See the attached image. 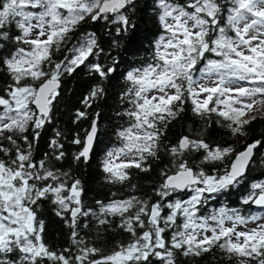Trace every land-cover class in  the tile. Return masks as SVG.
<instances>
[{"label":"snow or ice","instance_id":"obj_1","mask_svg":"<svg viewBox=\"0 0 264 264\" xmlns=\"http://www.w3.org/2000/svg\"><path fill=\"white\" fill-rule=\"evenodd\" d=\"M154 3L160 34L153 56L124 74L128 86L121 99L131 107L118 115L128 124L116 131L119 144L105 151L101 167L109 183L124 184L130 169L150 171L161 152L169 164L160 170L155 201L132 195L98 200L93 208L84 205L82 181L57 167L68 155L62 129L49 140L50 151L39 159L34 152L42 132L54 127L64 78L83 67L98 82L82 97L73 121L87 120L89 127L70 143L79 146L74 161L92 159L100 113L89 110L105 95L100 81L116 73L120 61L101 59L105 49L95 32L68 45L90 19L112 25L110 45L119 46L137 28L130 14L136 0H0V67L8 77L0 88V264H177L178 256L214 248L237 264H264V180L252 182L241 198L261 211L224 206L203 212L210 198L246 184L264 141L236 151L207 140L201 128L165 144L169 124L188 106L209 126L215 115V123L238 137L264 116V0ZM200 153L196 163L193 156ZM46 204L71 230V247L57 251L47 243L40 212ZM115 218L130 239L111 252L81 235L92 220L107 226Z\"/></svg>","mask_w":264,"mask_h":264},{"label":"trees","instance_id":"obj_2","mask_svg":"<svg viewBox=\"0 0 264 264\" xmlns=\"http://www.w3.org/2000/svg\"><path fill=\"white\" fill-rule=\"evenodd\" d=\"M181 3L184 0H180ZM154 0H136L135 8L131 10L133 22L137 25L134 33L129 34L128 40H122L119 46H111L110 42L115 38L110 34L112 25L104 21L93 22L90 19L81 23L76 31L72 33L70 43L76 40L86 32H95L105 49L101 54V59L111 63L108 56L115 57L120 61L116 73L112 74L107 80L100 81L105 88V95L102 99L95 102L94 108L89 110L100 113V136L99 143L94 148V154L90 161L77 162L72 159L78 151L79 146L70 143L73 136L79 134L84 136V129L89 127V121H80L74 123V117L77 108H82L80 101L84 95H87L89 89L94 86L98 79L88 75L87 70L83 67L78 69L71 76H66L62 84L63 99L56 106L54 127L49 125L41 134L34 155L39 159L43 153L50 151L48 142L52 138L56 129L64 131L65 150L68 153L66 158L59 162L57 167L67 171L71 176L79 178L85 188L83 196L85 207H96V201H110L112 199H125L129 196L136 195L155 201L154 188L160 182V170L169 164V157L161 152L159 160H152L151 170L142 172L138 169H130V179L124 184H111L106 180V174L101 167V161L104 159L105 151L119 144L116 137V131L128 124V118L118 115L131 106L121 99V93L127 88V81L124 74L131 67H138L146 61L151 60L153 56V41L160 34L158 21L155 19ZM18 31V30H16ZM9 43V50L11 44ZM66 53V49L56 54L60 59ZM7 55V53H5ZM8 81L5 70L0 67V88ZM218 118L213 115L212 122L209 126L200 116L191 111V107H186L180 117L173 120L166 131L167 139L165 144H174L181 135H187L190 131L206 129L205 138L211 142L224 146H233L236 151L242 150L246 143L254 140L264 141V116H258L246 130V135L242 137L229 134V130L221 124L215 123ZM202 153L195 154L193 160L198 163L202 158ZM264 180V148L257 150L253 158V163L246 175V184L239 188L232 189L214 199H209L204 206V214L216 209L219 205H225L231 208H238L245 214L255 212V206H245L241 202L242 196L252 182ZM135 185V188L132 186ZM115 194V195H114ZM186 198V196L184 197ZM42 218L46 222L45 239L47 243L57 251L71 247L69 239L70 229L60 221L52 211L51 205H43L40 209ZM119 218L113 219L112 223L107 226L98 225L95 220L89 223V226L81 231L83 238L90 245L101 248L104 254L111 252L121 243H127L129 235L119 227ZM177 264H237L236 258L229 259L221 250L214 248L208 253L201 256H178Z\"/></svg>","mask_w":264,"mask_h":264},{"label":"flooded vegetation","instance_id":"obj_3","mask_svg":"<svg viewBox=\"0 0 264 264\" xmlns=\"http://www.w3.org/2000/svg\"><path fill=\"white\" fill-rule=\"evenodd\" d=\"M225 205H219V206H217V208L216 209H218V208H220V207H224ZM231 208V207H230ZM256 208V207H255ZM258 211H261V209H258V208H256V211L255 212H258Z\"/></svg>","mask_w":264,"mask_h":264},{"label":"water","instance_id":"obj_4","mask_svg":"<svg viewBox=\"0 0 264 264\" xmlns=\"http://www.w3.org/2000/svg\"><path fill=\"white\" fill-rule=\"evenodd\" d=\"M243 150V149H242Z\"/></svg>","mask_w":264,"mask_h":264}]
</instances>
